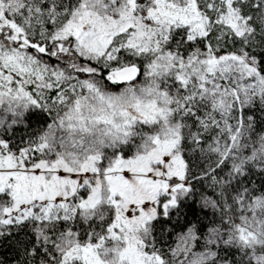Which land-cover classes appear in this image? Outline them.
<instances>
[{
  "label": "snow or ice",
  "instance_id": "snow-or-ice-1",
  "mask_svg": "<svg viewBox=\"0 0 264 264\" xmlns=\"http://www.w3.org/2000/svg\"><path fill=\"white\" fill-rule=\"evenodd\" d=\"M5 244L264 264V0H0Z\"/></svg>",
  "mask_w": 264,
  "mask_h": 264
},
{
  "label": "trees",
  "instance_id": "trees-1",
  "mask_svg": "<svg viewBox=\"0 0 264 264\" xmlns=\"http://www.w3.org/2000/svg\"><path fill=\"white\" fill-rule=\"evenodd\" d=\"M26 131L27 130L24 127L21 126V127L17 128L16 136L19 137V136L25 135ZM254 179L259 180L260 178L259 177H255ZM197 211H198V205H197ZM189 218L190 219H195V217H193L191 214L189 215ZM21 238H22V234H21ZM0 255H6V256L11 257L13 255L12 249L9 248L7 246V244H5L3 246H0Z\"/></svg>",
  "mask_w": 264,
  "mask_h": 264
}]
</instances>
